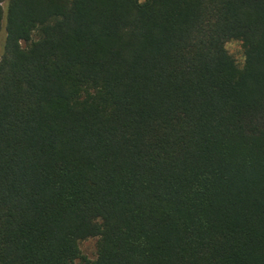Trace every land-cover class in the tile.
<instances>
[{"label": "trees", "instance_id": "1", "mask_svg": "<svg viewBox=\"0 0 264 264\" xmlns=\"http://www.w3.org/2000/svg\"><path fill=\"white\" fill-rule=\"evenodd\" d=\"M3 31L0 264H264V0H0Z\"/></svg>", "mask_w": 264, "mask_h": 264}, {"label": "rangeland", "instance_id": "2", "mask_svg": "<svg viewBox=\"0 0 264 264\" xmlns=\"http://www.w3.org/2000/svg\"><path fill=\"white\" fill-rule=\"evenodd\" d=\"M4 6V5H3ZM5 8V7H4ZM5 38L4 31L0 35V57L2 54V46ZM225 48L229 55H231L235 61L241 65L243 63V54H242V47L241 43L238 41H230L226 43ZM97 238H89L79 243V249L81 254L87 258L88 260H95L97 255ZM75 264H81L79 260L75 261Z\"/></svg>", "mask_w": 264, "mask_h": 264}]
</instances>
